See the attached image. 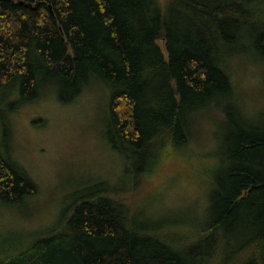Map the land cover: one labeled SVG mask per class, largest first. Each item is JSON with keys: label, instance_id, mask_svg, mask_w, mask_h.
<instances>
[{"label": "trees", "instance_id": "16d2710c", "mask_svg": "<svg viewBox=\"0 0 264 264\" xmlns=\"http://www.w3.org/2000/svg\"><path fill=\"white\" fill-rule=\"evenodd\" d=\"M242 54L264 68V0H0V97L18 84L22 100L56 88L71 101L106 82L108 140L143 163L136 176L159 177L194 116L222 114L205 208L151 217L146 203L82 186L56 230L0 248V264H264V109L253 115L236 94ZM11 135L0 138L5 204L37 191Z\"/></svg>", "mask_w": 264, "mask_h": 264}, {"label": "rangeland", "instance_id": "374dc122", "mask_svg": "<svg viewBox=\"0 0 264 264\" xmlns=\"http://www.w3.org/2000/svg\"><path fill=\"white\" fill-rule=\"evenodd\" d=\"M231 64L241 104L251 112L263 110L262 63L242 54L235 55ZM52 89L22 100L16 84L0 97V108L5 109L0 115V138L5 128L10 131L11 155L37 185L36 193L20 203L0 202V248H15L56 230L66 204L77 198L82 186L100 187L115 198L130 197L135 204L146 203L151 217L179 218L210 203L221 142L218 107L194 116L188 145L150 181L144 173L136 176L143 168L139 159L128 160L108 140L111 89L106 82L91 80L71 101H63Z\"/></svg>", "mask_w": 264, "mask_h": 264}]
</instances>
